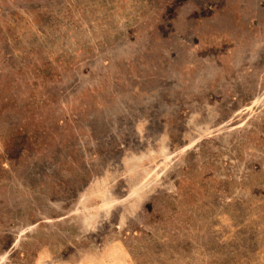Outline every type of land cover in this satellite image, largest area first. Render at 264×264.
I'll return each mask as SVG.
<instances>
[{
	"label": "rangeland",
	"instance_id": "1",
	"mask_svg": "<svg viewBox=\"0 0 264 264\" xmlns=\"http://www.w3.org/2000/svg\"><path fill=\"white\" fill-rule=\"evenodd\" d=\"M0 264H264V0H0Z\"/></svg>",
	"mask_w": 264,
	"mask_h": 264
}]
</instances>
